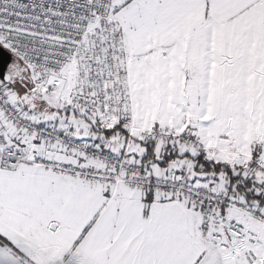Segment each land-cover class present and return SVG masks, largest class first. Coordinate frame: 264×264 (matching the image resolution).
I'll list each match as a JSON object with an SVG mask.
<instances>
[{
	"label": "snow or ice",
	"instance_id": "1",
	"mask_svg": "<svg viewBox=\"0 0 264 264\" xmlns=\"http://www.w3.org/2000/svg\"><path fill=\"white\" fill-rule=\"evenodd\" d=\"M0 264H264V0H0Z\"/></svg>",
	"mask_w": 264,
	"mask_h": 264
}]
</instances>
